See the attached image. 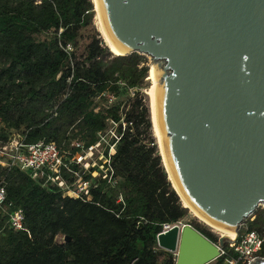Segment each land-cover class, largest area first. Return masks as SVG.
<instances>
[{"label": "trees", "instance_id": "16d2710c", "mask_svg": "<svg viewBox=\"0 0 264 264\" xmlns=\"http://www.w3.org/2000/svg\"><path fill=\"white\" fill-rule=\"evenodd\" d=\"M91 8V0H0V125L20 130L27 143L52 141L67 158L101 143L109 121L117 134L104 143L106 165L113 172L110 182L92 178L94 167L85 174L77 164L71 166L93 182L90 199L64 196L61 188L42 184L29 171L0 166L8 210L24 212V228L17 231L0 213V264H174L170 252L155 248L156 236L163 224L183 219L187 207L155 144L145 142L138 130L143 121L150 125L147 107H141L137 123L130 112L122 117L118 105L102 108L96 101L104 94L117 96L121 82L125 88L136 86L147 72L146 66L137 69L143 57L114 55L97 38L81 60L68 50L91 22ZM8 136L0 128V140ZM72 141L79 146H71ZM62 175L74 188L77 176L65 170ZM252 215L247 228L260 230L264 210ZM57 235L71 240L57 243Z\"/></svg>", "mask_w": 264, "mask_h": 264}, {"label": "water", "instance_id": "95a60500", "mask_svg": "<svg viewBox=\"0 0 264 264\" xmlns=\"http://www.w3.org/2000/svg\"><path fill=\"white\" fill-rule=\"evenodd\" d=\"M97 4L121 55L146 54L156 64L154 119L187 204L237 232L264 205V0ZM227 239L220 236L219 247ZM156 243L176 252L174 264L219 254L188 224L158 233Z\"/></svg>", "mask_w": 264, "mask_h": 264}, {"label": "built area", "instance_id": "2783aa9c", "mask_svg": "<svg viewBox=\"0 0 264 264\" xmlns=\"http://www.w3.org/2000/svg\"><path fill=\"white\" fill-rule=\"evenodd\" d=\"M99 145L100 142H97L83 151H91ZM76 146H79V144L76 143ZM110 148L112 149L113 147L111 146ZM113 152L111 151L110 153ZM3 156H6V158L2 159ZM99 159L100 161L103 159L101 164H99L100 169L109 163L108 157H105L103 153L99 156ZM76 163L78 161H76L75 155L67 158L52 141L38 140L37 142L27 143L24 141V136L20 133H12L7 140H0V166L8 168L16 166L19 170L29 171L32 178L42 179V184L56 185L61 188L64 196L80 197L83 194L82 191L88 196V190L92 185L91 180L79 179L77 183L78 188L76 189V185L74 188L68 187L66 180L63 178V170L71 172L76 176V171H73L71 167L72 164ZM93 165L90 166L94 167L90 172L91 176L102 180L107 179L110 182L113 172L107 165L103 173L96 170L95 165ZM2 182L1 180L0 213L7 215L6 224L9 228L15 231L22 230L24 228V212L21 208H16L12 211L8 210L11 204L10 202H6V190ZM118 200L122 201L121 195H119ZM186 224L191 225L182 219L172 224H163L160 232L171 228L173 225L182 227ZM239 229L234 233L233 238H228L224 242L222 247L218 245V239L221 235L217 237L216 241H213L218 246L219 254L216 258L205 264H251L259 258H264V223L260 230L246 228L239 231ZM155 248L161 249L158 245ZM170 253L173 255V260H175L176 252Z\"/></svg>", "mask_w": 264, "mask_h": 264}, {"label": "rangeland", "instance_id": "374dc122", "mask_svg": "<svg viewBox=\"0 0 264 264\" xmlns=\"http://www.w3.org/2000/svg\"><path fill=\"white\" fill-rule=\"evenodd\" d=\"M92 2V17H91V22L81 28L79 30V33L77 35V38L75 39V45L71 47H68V50L73 51V54L75 56V59L77 60H81L84 58L85 54H86V47L87 45L91 42V40L93 38H97L100 41V44L102 46H106L104 41H103V37H102V33L100 31V25H99V20L97 17V9L96 6L94 4V2L91 0ZM99 28V29H98ZM38 37L43 38L44 36L42 35H38ZM113 54V53H112ZM143 57L142 61L137 65V69L139 70V68H141L142 66H146L147 68V72L145 74V77L142 80L138 81V84L134 87H126L125 82H121V87H123L120 91V93L117 96H113L112 94H104V97H101L100 99L96 98V101L98 100L99 104L101 105L102 108H106L107 106H110L112 104H116L119 107V114L123 117V115L127 112L129 113V117H131L132 120H134L135 122L139 123L140 122V114H142V108L143 106L147 107V119L149 120L150 125L147 126L146 122H141L138 125V130L141 132L142 136H145L147 139H145V142L147 141H152L149 142V145L155 144L158 153L160 152L159 150V145H158V141H157V137L154 131V127H153V122L151 119V112H150V96H149V90L152 87V81L149 79V72H150V68L152 67V65L156 64L155 62L151 59L150 56L146 55V54H139ZM148 90V91H147ZM148 92V93H147ZM139 104H137L138 102ZM137 102V103H136ZM137 104V106H136ZM145 117V118H146ZM125 125V123H123ZM115 124L112 123L111 121L108 122V126L106 128V130L103 133H100V137H101V143L98 147L93 148L91 151H80L79 153H75L74 155L76 156V161H78L77 166L79 168H83L87 174L88 169L91 168L90 166H92V164L95 165L96 170H99L101 173H103V170L105 168V166L100 169L99 168V164H101V160L99 159V156L103 153L104 150V143L109 142L111 138H116L117 134L115 131ZM0 128L4 129L6 132H9V136H11V134L13 133H19L20 130H15V129H9L4 127V125H0ZM76 141H72L71 146H75L76 147ZM113 152V148L109 149V153ZM64 156L66 155V152L63 151L61 152ZM160 154V153H159ZM3 158H6V156H3ZM162 159V156H161ZM76 164H72V165H76ZM71 165V166H72ZM93 165V166H94ZM95 175H97L95 173ZM76 189L78 188L77 183L79 179H84L82 176L78 175V173L76 172ZM93 178V177H92ZM2 180V179H1ZM92 182V181H91ZM93 185V182H92ZM82 195H85L84 191H82ZM87 197V199H90V196L85 195ZM182 202V201H181ZM183 204V203H182ZM184 205V204H183ZM258 212L263 211L264 210V205H260L257 208ZM254 215H252L249 220H253L254 219ZM184 222L189 223L192 225L193 224H198L200 227L204 228V230L208 231L209 233H211L213 236L215 237H219L220 235L222 236L223 233L211 228L210 226L206 225V223H204L202 220L198 219L193 212L190 210V208H187V215L182 219ZM193 226V225H192ZM247 223L246 220L243 222V224L241 226H239V231L246 229L247 228ZM55 241L57 243H64L63 242V237L60 235H57L55 237ZM171 254V253H170ZM171 256L173 257V255L171 254Z\"/></svg>", "mask_w": 264, "mask_h": 264}, {"label": "bare ground", "instance_id": "6f19581e", "mask_svg": "<svg viewBox=\"0 0 264 264\" xmlns=\"http://www.w3.org/2000/svg\"><path fill=\"white\" fill-rule=\"evenodd\" d=\"M96 6L97 9V17L99 20V25H100V31L102 33V37H103V41L105 43V45L108 47V49L114 54V55H121L123 52L115 45H112V40L108 35L107 29H106V25H105V20L99 10L98 4H97V0H92ZM99 29V28H98ZM156 67L155 65H152V67L150 68V72H149V79L152 81V87L150 88V90L147 92L149 94V98H150V112H151V119L153 122V127H154V131L157 137V141H158V145H159V153L162 156V164L165 167V169L167 170V176L170 179L169 181L171 182V184L173 185V187L175 188V190L178 192V194L180 195L181 199H182V203L186 206H189L186 202L185 197L183 196L178 183L175 179V177L172 174V170L166 160V153L164 150V144L162 142L161 136L159 135L158 131H157V127H156V123H155V119H154V102H155V94H156V86H155V73H156ZM190 210L193 212V214L200 220H202L204 223H206V225L210 226L211 228L223 233L222 236H226L228 238H233L234 237V231L231 229H224L218 226H215L213 224H211L208 220H206L204 217H202L200 214H198V212H196V210H194L192 207H190Z\"/></svg>", "mask_w": 264, "mask_h": 264}]
</instances>
